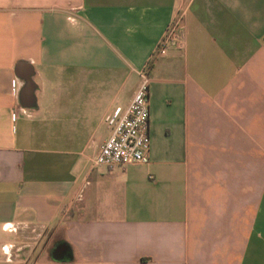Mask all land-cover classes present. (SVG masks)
Segmentation results:
<instances>
[{
	"label": "crops",
	"instance_id": "crops-1",
	"mask_svg": "<svg viewBox=\"0 0 264 264\" xmlns=\"http://www.w3.org/2000/svg\"><path fill=\"white\" fill-rule=\"evenodd\" d=\"M146 69L149 162L97 167ZM0 264H264V0H0Z\"/></svg>",
	"mask_w": 264,
	"mask_h": 264
},
{
	"label": "built area",
	"instance_id": "built-area-1",
	"mask_svg": "<svg viewBox=\"0 0 264 264\" xmlns=\"http://www.w3.org/2000/svg\"><path fill=\"white\" fill-rule=\"evenodd\" d=\"M181 21L172 24L162 41L153 60L165 54L167 47L180 46ZM140 85L126 109L116 107L105 118V123L111 129L110 137L100 147L95 159L97 167L112 170L133 164H147L150 155V100L148 70L140 73Z\"/></svg>",
	"mask_w": 264,
	"mask_h": 264
},
{
	"label": "rangeland",
	"instance_id": "rangeland-1",
	"mask_svg": "<svg viewBox=\"0 0 264 264\" xmlns=\"http://www.w3.org/2000/svg\"><path fill=\"white\" fill-rule=\"evenodd\" d=\"M108 134H109V131H108ZM110 134H111V131H110Z\"/></svg>",
	"mask_w": 264,
	"mask_h": 264
}]
</instances>
